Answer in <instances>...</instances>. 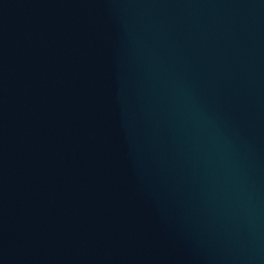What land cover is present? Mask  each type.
Here are the masks:
<instances>
[{
  "label": "water",
  "instance_id": "1",
  "mask_svg": "<svg viewBox=\"0 0 264 264\" xmlns=\"http://www.w3.org/2000/svg\"><path fill=\"white\" fill-rule=\"evenodd\" d=\"M0 264H264V0H0Z\"/></svg>",
  "mask_w": 264,
  "mask_h": 264
}]
</instances>
